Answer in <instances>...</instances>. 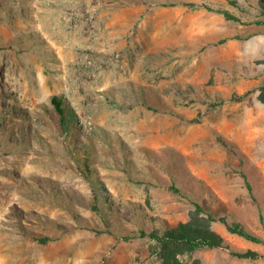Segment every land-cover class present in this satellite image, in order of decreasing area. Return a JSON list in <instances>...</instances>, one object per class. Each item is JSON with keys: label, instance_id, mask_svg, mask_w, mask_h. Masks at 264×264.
<instances>
[{"label": "rangeland", "instance_id": "1", "mask_svg": "<svg viewBox=\"0 0 264 264\" xmlns=\"http://www.w3.org/2000/svg\"><path fill=\"white\" fill-rule=\"evenodd\" d=\"M260 22L264 0H0V264H164L141 233L195 203L264 240Z\"/></svg>", "mask_w": 264, "mask_h": 264}, {"label": "trees", "instance_id": "2", "mask_svg": "<svg viewBox=\"0 0 264 264\" xmlns=\"http://www.w3.org/2000/svg\"><path fill=\"white\" fill-rule=\"evenodd\" d=\"M223 15H225L228 20L238 21L236 17L227 12H224ZM259 24L264 25V22H260ZM52 105L60 120L61 127L65 131H68L70 129V124L65 113L62 98L53 97ZM195 208L190 220L186 223L179 224L174 229H168L162 234L153 232L146 235L145 233H141L143 237L149 236L150 239L157 241L162 246L164 252L168 254L169 260L164 264H181L177 259L178 253H172L173 248H179L181 253L187 254H192L200 249H226L230 252L232 257L239 260L255 261L261 259L264 261V255L259 252L252 250L239 252L232 249L230 244L213 230V224L221 222L225 224L230 234L243 237L254 244L264 245V240L239 224L230 225L223 218L217 219L213 215L207 213L199 203H195ZM195 264L201 263L196 262Z\"/></svg>", "mask_w": 264, "mask_h": 264}]
</instances>
